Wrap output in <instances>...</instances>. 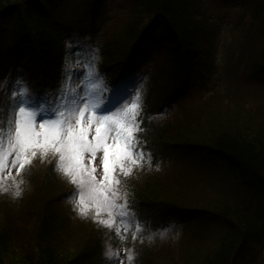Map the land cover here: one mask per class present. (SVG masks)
<instances>
[{
  "label": "trees",
  "instance_id": "obj_1",
  "mask_svg": "<svg viewBox=\"0 0 264 264\" xmlns=\"http://www.w3.org/2000/svg\"><path fill=\"white\" fill-rule=\"evenodd\" d=\"M215 2L238 8L225 52L234 98L218 93L207 0H0V88L22 74L34 92L53 91L76 38L99 50L109 89L142 83L139 136L152 166L124 185L147 221L136 264H264V0ZM55 164L37 159L18 178L23 211L0 212V264H105L114 236L79 216ZM168 228L177 242L158 240Z\"/></svg>",
  "mask_w": 264,
  "mask_h": 264
},
{
  "label": "snow or ice",
  "instance_id": "obj_2",
  "mask_svg": "<svg viewBox=\"0 0 264 264\" xmlns=\"http://www.w3.org/2000/svg\"><path fill=\"white\" fill-rule=\"evenodd\" d=\"M66 49L63 79L53 91L34 92L22 74L8 77L0 88V97L7 96L0 98V191L14 188L20 197L23 180L18 177L37 159L55 161L56 170L75 187L70 197L80 217L93 220L121 242L128 233L134 242L142 241L147 221L133 210L135 202L124 187L135 170L152 166L147 142L139 136L145 131L142 83L121 80L109 89L96 71L95 49L79 38L70 39ZM68 57H75L76 69ZM98 157L102 172L96 166ZM105 256L110 264L134 261L132 250L121 253L111 242Z\"/></svg>",
  "mask_w": 264,
  "mask_h": 264
},
{
  "label": "rangeland",
  "instance_id": "obj_3",
  "mask_svg": "<svg viewBox=\"0 0 264 264\" xmlns=\"http://www.w3.org/2000/svg\"><path fill=\"white\" fill-rule=\"evenodd\" d=\"M207 1H208L209 9H210V14H212L211 17H212V19L214 18V20H215V23L217 25V30L219 32L218 36L220 37L219 53L217 55V76L220 77L221 84L218 87V93L220 95V98H223V97L225 99L228 97L234 98V97H237V95L235 93L234 81L231 78L225 77L226 72H227L225 52L227 50V47L230 49V43H231L232 38H233L232 32L234 31V23H235L236 18H237L238 8L235 5L220 6V5H218V3L215 2V0H207ZM112 7H114V5H112ZM116 10L117 9H114L113 15L116 13ZM107 18L109 20L111 17H107ZM96 53L97 54H96L95 67H96V71L98 73H100V71L98 69V64H99V59H98L99 58V50L98 49H96ZM76 67H77V64L75 65V69H76ZM130 78H133V77H130ZM84 83L87 84V80H85ZM84 90L85 89L83 88V86H81V91H84ZM262 92L263 91L255 92V96L256 97L261 96V94H263ZM101 95L102 96L107 95V93H101ZM239 95H241V97H244L246 101L251 100V97L249 96V90L243 88L242 86L240 88ZM189 104H190V102L187 103V107ZM249 104H251V101L249 102ZM187 107L185 108V110L187 109ZM96 166L98 168V171L102 172V164H101V160L99 157L97 158ZM25 173H27V172H25ZM30 193L31 192L29 191V195H30ZM0 195H2V196L8 195L9 196V200L6 202L2 201L0 199V212H7L8 210H10L13 213H20L21 211H23L21 209L22 208L21 201L23 202V200H22L23 195H21L20 197H16L14 188H11L7 193L0 191ZM31 195H32V193H31ZM72 206L74 208V205H72ZM177 232H178L177 229L175 230L173 228H168L165 231V235L163 237L158 235V240H160L164 244L169 243V242H177L178 241V239H177L178 236L176 234ZM106 234H108L107 229H106ZM127 235H128V239L126 242H121L116 237H113L110 240H108L106 238L105 247H106L107 243L111 242L113 244V247L118 249L121 253H123L126 248L132 250L134 252L133 264H136V261H137L136 252L139 250L142 243H141L140 239H138L134 242L131 239V233H128ZM105 251H106V249H105ZM104 260H105V264H110V262L107 260V258L105 256V254H104Z\"/></svg>",
  "mask_w": 264,
  "mask_h": 264
}]
</instances>
